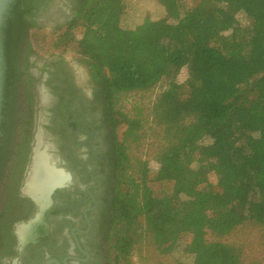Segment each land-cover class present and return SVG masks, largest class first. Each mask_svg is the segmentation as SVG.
Instances as JSON below:
<instances>
[{
    "label": "trees",
    "instance_id": "1",
    "mask_svg": "<svg viewBox=\"0 0 264 264\" xmlns=\"http://www.w3.org/2000/svg\"><path fill=\"white\" fill-rule=\"evenodd\" d=\"M128 1L82 0L52 40L64 52L76 42L104 83L116 147L109 264H134L143 239L164 254L185 242L191 264H241L243 247L222 240L247 222L264 228V0H155L162 18L125 28ZM30 2L13 0L1 27L6 84L31 28ZM162 83L152 172L130 154L145 119L122 102Z\"/></svg>",
    "mask_w": 264,
    "mask_h": 264
},
{
    "label": "flooded vegetation",
    "instance_id": "2",
    "mask_svg": "<svg viewBox=\"0 0 264 264\" xmlns=\"http://www.w3.org/2000/svg\"><path fill=\"white\" fill-rule=\"evenodd\" d=\"M30 1L31 28L7 84L3 72L0 264H109L116 147L103 80L80 53L72 62L41 57L31 44L45 20L64 31L82 0ZM38 136L65 176L41 203L26 191Z\"/></svg>",
    "mask_w": 264,
    "mask_h": 264
},
{
    "label": "rangeland",
    "instance_id": "3",
    "mask_svg": "<svg viewBox=\"0 0 264 264\" xmlns=\"http://www.w3.org/2000/svg\"><path fill=\"white\" fill-rule=\"evenodd\" d=\"M164 16L161 5L155 0H129L126 15L122 25L125 28H133L143 22L144 19H159ZM239 20L245 23L244 16H239ZM43 26V27H42ZM41 29L32 31L31 44L33 51L45 57L50 54L64 56L67 60L73 61L79 54L76 42L70 44L69 48L55 50L52 40L57 34L53 33L51 22L45 20ZM81 29L75 32L77 39L81 37ZM129 53L134 55L135 50L129 49ZM81 68H83L81 66ZM187 79V70L184 68L178 78L180 83ZM166 83L160 84L155 90L145 94H130L125 96L122 102V110L134 115L141 112L145 119L144 139L139 146H132L130 154L135 158H141L149 163L152 172H156L158 164L156 162L157 151L162 144L161 129L152 122V108L158 95L166 88ZM208 239L212 240L210 236ZM243 247V258L241 264H264V228L247 222L239 226L231 235L222 240ZM186 243L182 242L172 254H164L159 251L149 240L140 241L133 253L134 264H191L192 256L185 251ZM114 258V251L109 248V263Z\"/></svg>",
    "mask_w": 264,
    "mask_h": 264
},
{
    "label": "bare ground",
    "instance_id": "4",
    "mask_svg": "<svg viewBox=\"0 0 264 264\" xmlns=\"http://www.w3.org/2000/svg\"><path fill=\"white\" fill-rule=\"evenodd\" d=\"M38 139L39 141L26 191L41 203L47 191L53 186L61 184L65 176L54 168L51 162V156L45 150L41 149V138L39 137ZM28 231L25 228L21 229V234L24 235Z\"/></svg>",
    "mask_w": 264,
    "mask_h": 264
},
{
    "label": "water",
    "instance_id": "5",
    "mask_svg": "<svg viewBox=\"0 0 264 264\" xmlns=\"http://www.w3.org/2000/svg\"><path fill=\"white\" fill-rule=\"evenodd\" d=\"M12 1L13 0H0V31L5 20V15L7 14ZM3 72H4L3 48H2L1 35H0V106L2 101Z\"/></svg>",
    "mask_w": 264,
    "mask_h": 264
}]
</instances>
